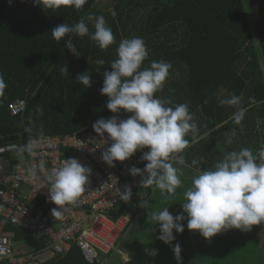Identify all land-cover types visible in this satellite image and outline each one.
<instances>
[{
  "label": "trees",
  "instance_id": "1",
  "mask_svg": "<svg viewBox=\"0 0 264 264\" xmlns=\"http://www.w3.org/2000/svg\"><path fill=\"white\" fill-rule=\"evenodd\" d=\"M115 1H118L113 9L116 17L96 9L97 0H87L80 10L68 6L55 11L43 10L33 0H12L11 4L9 0H0V74L6 83L0 91V146L13 143L25 146L30 138L41 135L97 134L93 130L97 120L113 116L118 120L127 119L131 113L124 110L112 113L107 109L108 97L101 95L100 89L104 73L112 71L111 63L118 58L120 42L140 37L148 52L142 69L150 67L153 61L164 60L172 65L155 98L170 99L172 107L188 105L202 137L190 151L184 149L186 162L192 163L190 158L197 160L196 166L201 170L209 169L210 157L220 162L224 156L216 157L218 150L210 156L209 145L213 140L217 146L224 144L225 134L232 133L233 129L236 134L232 136V146L237 151L248 148L256 154L264 148V75L261 72L264 0H150L153 7L144 18L138 16L146 8L142 3L145 0ZM90 14L103 16L114 35V43L106 50L96 46L88 35L81 38L74 33L66 34L59 42L51 37L56 26L63 23L74 26L81 19L86 21L89 33L94 32L93 24L87 22ZM69 40L80 51L79 57L68 51ZM100 59L103 65L96 63ZM63 67L67 68V75L62 74ZM83 73L90 75V87L86 88L76 79ZM222 92L225 94L220 95ZM233 95L241 97L238 107L219 103ZM17 101H24L26 110L13 116L10 106ZM239 108L246 111L238 125L233 116ZM216 126L218 129L211 133ZM26 128L32 131L27 132ZM103 137L108 138L107 133ZM186 138L189 145L193 143L191 133ZM230 150H233L231 146ZM147 151L148 148L138 150L133 156L139 153L141 160ZM190 152L198 159L191 157ZM146 163L141 160L140 168ZM143 188L140 185L130 200L118 205L108 217L116 221L131 214ZM16 235V241H31L33 236L22 230H17ZM47 245L41 239L36 250H43ZM112 252L104 257L102 264H120L109 262ZM202 253L193 256L200 263L206 256L214 257L208 264H228L224 261L226 258L233 255L236 260L241 255ZM187 255L181 254L180 260ZM174 258L175 255L165 256L169 263ZM44 264L89 263L79 248L73 246L66 256H56Z\"/></svg>",
  "mask_w": 264,
  "mask_h": 264
},
{
  "label": "clouds",
  "instance_id": "2",
  "mask_svg": "<svg viewBox=\"0 0 264 264\" xmlns=\"http://www.w3.org/2000/svg\"><path fill=\"white\" fill-rule=\"evenodd\" d=\"M12 0H9V4ZM35 6L43 10H58L61 7H73L80 10L87 0H33ZM87 22L92 23L94 32L84 19L74 26L66 23L52 29L51 37L57 42L66 34L74 33L79 37L86 35L102 50H106L114 43V35L103 16L88 15ZM69 52L79 57L75 45L69 40L66 42ZM148 52L145 42L140 37L123 39L117 48V59L111 63L110 72L104 73L101 95H106V107L112 113L124 110L131 113L127 119L116 116L101 118L93 124V130L101 137L107 133L112 141L111 145L102 154V159L109 166L115 161H126L138 150L148 148L141 156L147 161L143 170L137 167L130 169L132 176L140 175L141 185L146 188L158 189L162 195L170 196L175 193L182 183L179 169L174 166L184 164L183 151L189 145L186 138L191 133L193 142L199 136V129L193 122L188 105L179 104L174 107L170 99L155 98L154 94L160 90L166 81L170 62L153 61L148 68L142 69V63ZM103 65L102 59L96 61ZM67 75L66 67L61 69ZM86 73V72H85ZM79 74L77 80L86 88L91 86V77ZM6 87L0 74V91ZM241 97L233 95L230 99H221V105L238 107ZM245 109L239 108L233 120L240 124L245 115ZM259 123V121H258ZM25 131L31 132V128ZM235 129L228 137L227 143H232ZM34 142L29 143L21 151L31 152ZM192 164H197L196 160ZM90 169L82 165L77 159L64 160L55 176L51 187L48 188L47 199L58 207L53 208L52 215L59 217L65 205H75L88 183ZM144 173H147L145 176ZM185 202H182V213L175 217L168 207L156 213L151 212V219L159 224L158 239L166 244L171 243L175 236L173 230L182 233L184 225L181 223L187 216V228L198 231L205 239H210L229 229L251 230L253 225L264 224V148L258 153L248 148L228 152L223 159L216 163L213 169L200 170L192 179V186L184 193ZM123 201H129L131 190L127 189L120 195ZM141 207L147 208V201ZM177 261L181 258V247L177 243L173 247Z\"/></svg>",
  "mask_w": 264,
  "mask_h": 264
},
{
  "label": "built area",
  "instance_id": "3",
  "mask_svg": "<svg viewBox=\"0 0 264 264\" xmlns=\"http://www.w3.org/2000/svg\"><path fill=\"white\" fill-rule=\"evenodd\" d=\"M25 110L24 101L10 106L13 116ZM30 140L35 145L31 152L21 151L29 142L0 146V264L41 263L37 253H15V234L10 227L47 238V250L55 256H64L76 246L89 264H102L116 249L123 229L120 219L112 221L108 214L128 202L120 198L126 188L131 196L139 190L142 177L132 176L130 169L140 167L132 157L109 166L102 154L112 141L91 132ZM17 153L24 154L22 162L16 159ZM69 158L90 169L88 183L78 202L63 206L61 215L54 217L51 210L58 206L47 199L48 188Z\"/></svg>",
  "mask_w": 264,
  "mask_h": 264
},
{
  "label": "crops",
  "instance_id": "4",
  "mask_svg": "<svg viewBox=\"0 0 264 264\" xmlns=\"http://www.w3.org/2000/svg\"><path fill=\"white\" fill-rule=\"evenodd\" d=\"M218 129V126L214 127L211 130V133L214 132L215 130ZM92 133V132H91ZM75 134H79V133H74V134H70V135H75ZM231 135V133H226L225 134V139L227 140L228 137ZM68 136V135H65ZM202 139V138H201ZM198 142V140H196L195 142H193L192 144L188 145V147L186 148V150L190 151V148L196 144ZM234 145L229 144L227 142H225L224 144L220 143L219 146H217V144L215 143V140H213V142L211 143V145H209V150H210V156L212 154H214V151L218 150V154L216 153V157L218 156H225L228 152L230 151H237L235 148L236 146L233 148ZM230 146L231 149L230 150ZM191 153V157L197 158L198 156L195 155L194 153ZM138 154L135 156H132V158L134 159V161L136 162V164L138 165V167L141 166V160L138 158ZM192 161L195 160L193 158H190ZM197 161V160H196ZM202 162H204L205 160L202 159ZM221 161V160H220ZM174 166L177 167L179 169V173H180V179L182 181L181 185L179 187L176 188L175 193L173 195L170 196H165L162 195L161 192L156 189L153 190L152 188H143V191L140 193V199L137 201V204L135 206V208L133 209L131 214L128 215H123L121 216L119 219L121 221L122 218H128V222L127 223H123V229L117 239L116 242V249L111 253V260H115V257L117 259L116 253L118 254H133V252H136V250L133 251V247L132 248H126L125 251H122L120 248V240L122 237H126L129 236L132 239L135 238L136 233L137 234H142L144 236V241H147L148 243L151 244V246L149 247V250L153 251L155 254H157V252L159 251L160 254H171L170 250L173 249V247H160V246H164V242L161 241L160 239H158L159 235H160V231H153L150 227L148 229L147 226L149 225H156V222L154 220L151 219V212H160L162 211L164 208L168 207L169 212L175 217L176 215L182 213V202H185V197H184V193L192 186V179L194 176H196L198 174V172L201 170V168H198L195 165H193L192 163H188V162H184V164L180 165L177 164L175 161L173 162ZM198 163V161H197ZM217 163L216 160H213L212 157H210V160L208 161L209 164V169H213L215 164ZM145 167V166H143ZM142 198V199H141ZM143 201H147V208L145 207H141V203ZM185 215V219L183 221H181V223L184 225V231L182 233H177L175 230H173V235L175 236V238H177V242L174 244H179L181 247V254H201V252H204L206 254H218V253H222V254H247L249 255V260L251 259V255L252 254H259V251L262 250L264 241H262L263 243L261 244V240L260 238H254L253 241H255L256 247L254 248L255 251H250L247 253H243L245 250H243V248H247L248 247V240L245 241L246 236L250 235L249 231H243L240 229H229V230H225L222 231L221 233H218L217 235H215L214 237L210 238V239H205L204 237H202L198 231H190L187 228V216ZM122 223V222H121ZM159 225V224H158ZM264 225V224H262ZM9 230L13 231L15 234V242L14 245L16 244V242H19L20 240L16 241L17 235H16V231L18 229L12 228L10 227ZM125 230V231H124ZM237 230L239 233V237L242 239V242H238L237 244H233L232 242V238H234V236H231L233 234V231ZM124 231V232H123ZM121 236V237H120ZM154 238L153 237H156ZM41 239H45V243L48 244V239L45 237H39V236H32L31 241H34V251L28 252V251H24L22 248H19L18 251H15V253L17 254H25V253H37L39 254V260L41 261L40 264H44L52 259H54L56 256L54 254H52L50 251L47 250V246L45 249L37 251L36 250V246L37 243L40 242ZM134 244H140V242L138 241H133ZM219 243H221V247L220 249L218 248ZM261 244V245H260ZM208 245V247H207ZM14 247V246H13ZM71 250V249H70ZM69 250V251H70ZM141 250H146L145 248H142ZM247 251V250H246ZM67 254V253H66ZM66 254L64 256H66ZM174 254V252H173ZM62 256V257H64ZM230 257V256H229ZM233 262H229L227 261L228 264H240L237 260L238 258L235 260L234 256L231 255ZM257 256H255L254 259H256ZM248 259L244 260L243 264H252L250 261H247Z\"/></svg>",
  "mask_w": 264,
  "mask_h": 264
},
{
  "label": "rangeland",
  "instance_id": "5",
  "mask_svg": "<svg viewBox=\"0 0 264 264\" xmlns=\"http://www.w3.org/2000/svg\"><path fill=\"white\" fill-rule=\"evenodd\" d=\"M144 1V0H143ZM118 1H115V0H97L96 2V9L98 10H104V11H107V12H110L111 15L113 17H116V12L113 10L114 7L116 6ZM144 3L145 5V9L144 10H141L139 11V16L138 18H141V15L143 16V18L145 17V15H147V13L152 9L153 5L150 3V0H145V2H142ZM136 17H134V19L136 21H142V19H138ZM263 69L261 70V72L263 73L264 75V67H262ZM264 78V76H263ZM225 93L222 92L220 93V95H224ZM16 159L19 161V162H22L23 159H24V154L23 153H17L15 155ZM140 199V197H139ZM138 199V200H139ZM142 199V198H141ZM121 222L122 224L123 223H127L128 222V218L124 217L121 219ZM153 226V227H152ZM152 227L151 229L153 231H160V226L158 224H153V225H149L147 226L146 229ZM125 231V230H124ZM123 231V232H124ZM249 233L250 235L246 236L245 238V241L248 240V247L247 248H243V250H245L243 253H247V252H250V251H255V247L257 244H255V241L254 238H260L261 240V244L263 243L262 241H264V225H253L251 230H249ZM231 236H234V238H232V242L233 244H237L239 241L242 242V239L239 237V233L237 230H234L233 231V234ZM121 237V236H120ZM158 236L156 237H153L154 238H157ZM138 241L140 242V244H134L133 241ZM144 236L142 234H137L135 235V238H131L129 236H126V237H122L121 240H120V248L122 251H125L126 248H132L133 247V251L136 250V252H133V254H136L134 257H132L133 255H130V254H117L116 253V256L118 257L119 256V259L117 260L116 257H115V260H111L109 262H113V263H120V264H126L127 262H132V264H165V261L167 259H165V256L167 255V257L169 258H172V256H174L173 254V249L170 250L171 254H160L159 251L157 252V254H155L153 251L149 250V247L151 246L150 243H148L147 241H144ZM177 242V238H175L171 243L169 244H164V246H160V247H174V243ZM260 244V245H261ZM34 241H24V240H20L19 242H16V244L14 245L13 249L14 251H18L19 248H22L24 251H28V252H31V251H34ZM208 247V245H207ZM221 245H218V248L220 249ZM142 248H145L146 250H141ZM247 250V251H246ZM202 254H206V253H202ZM196 255V254H195ZM251 259L249 260V255L247 254H241L239 255L237 258H238V262L240 264H243L244 263V260L245 259H248L247 261H250L252 264H264V244H263V247H262V250L259 251V254H252L251 255ZM255 256H257L256 259ZM228 257V256H227ZM212 259H215L214 257L212 256H206L205 260H203V263H200L197 259H196V256H193V254H189L187 255V258L186 259H181L178 263L177 259L174 258L172 259L173 261H169L167 260L168 263L166 264H208V263H211L212 262ZM218 260H220L218 258ZM224 261H229V262H233V259L232 257H228L226 258V260ZM226 264V263H224Z\"/></svg>",
  "mask_w": 264,
  "mask_h": 264
}]
</instances>
